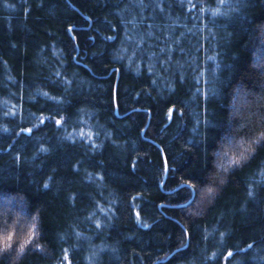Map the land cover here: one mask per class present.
Here are the masks:
<instances>
[{"label": "trees", "instance_id": "trees-1", "mask_svg": "<svg viewBox=\"0 0 264 264\" xmlns=\"http://www.w3.org/2000/svg\"><path fill=\"white\" fill-rule=\"evenodd\" d=\"M154 2L0 0V227L36 216L43 246L0 264H264V149L213 155L264 130V0Z\"/></svg>", "mask_w": 264, "mask_h": 264}, {"label": "snow or ice", "instance_id": "snow-or-ice-1", "mask_svg": "<svg viewBox=\"0 0 264 264\" xmlns=\"http://www.w3.org/2000/svg\"><path fill=\"white\" fill-rule=\"evenodd\" d=\"M188 3L191 5V7L188 9L189 12H191L193 9H196L198 7L197 4H193L191 0H188ZM216 3L218 5L225 4V0H216ZM130 5L133 8H139L141 10V13L144 8L146 7H153L157 8L160 7L158 3H155L154 0H149L148 3H145V0H130ZM183 0H181V7H183ZM127 9V6H126ZM161 11L163 9L161 8ZM200 12L209 11L211 13V16L213 18L217 17L218 15H221L220 8L219 7H212L209 5L207 8L200 6L199 7ZM227 13H224L226 15ZM141 19H143V16H141ZM123 22V21H122ZM127 23L132 24L133 27L136 26V18L135 16L132 17V19L128 20ZM71 31V28L68 29ZM127 35V34H126ZM151 35V33H149ZM107 39H113V37H107ZM127 39L131 40L132 37L130 35H127ZM144 37L141 36L139 43H143ZM123 51H127V49H123ZM161 51H166L165 49H161ZM135 54V53H134ZM152 55H155V53H152ZM120 59H123V56L118 57ZM171 56L166 57V61L170 60ZM209 60H215V56H209ZM217 67H219L217 65ZM149 71H151V68H149ZM59 75V73H57ZM155 83V81H153ZM197 91H200L199 89ZM42 95L48 97V93H41ZM211 94L215 95V90H211ZM207 96V93H205ZM49 99L55 100L58 104L62 103L63 101L57 100L56 97H49ZM15 115V113H5V115ZM173 114V108H168V115L169 118H171ZM35 115V114H32ZM182 115V113H181ZM49 119H54L55 126L56 127H63V125L66 123V118L61 117L59 119H56L53 116H50ZM45 121L43 117L41 116L39 118V124H43ZM82 122V121H81ZM33 127H38V125H34ZM243 127V126H242ZM4 132H7L9 129L7 127L0 129ZM21 132H26L28 134H31L33 131L32 127L27 128H21ZM19 134V133H17ZM83 130H80V138H84ZM88 138H91L92 133L89 132ZM98 135V133H97ZM65 139L72 140L73 143H75V138L71 133L68 134V136L65 137ZM92 147H96L95 144L92 145ZM257 149H264V130H260L258 134H256L254 137L249 136L244 131H239L236 135L232 133L231 130H229L226 134H224L219 139V147H217L213 153L216 167L221 172H228L229 174L234 175L236 171L241 170L244 167H247L249 165V162L251 160L257 159L258 152ZM41 151H47V149H41ZM17 159H19V156H17ZM260 164L264 165V158L260 159ZM165 168H167V161H165ZM55 171V169L53 170ZM261 175H264V168H261ZM49 181L53 180V177H48ZM189 187H192V185H189ZM43 188L49 189L50 184L48 182L43 183ZM259 190V189H258ZM209 194H211V189L209 190ZM247 195L249 198H254V193L252 191V186L250 185L247 189ZM11 204V201H6L4 204V207H7ZM137 219L139 221V213H137ZM21 221H15L10 222L9 220L4 221V226L0 227V259L2 260H8L11 258L12 255H15L16 257H23L27 254L28 251H31L33 248L36 251H43V246L37 242L38 237L41 236V227H40V220L36 216H30V219L27 223L26 229L22 230L21 228ZM96 227L99 228L101 225L99 223L96 224ZM143 227H149L148 224H143ZM78 238H80L81 234H76ZM221 237H223L225 234L221 233ZM184 237H189L190 234L187 230L183 231ZM62 239V238H61ZM204 239H207V237H204ZM189 245L187 243H182V247H188ZM252 244L248 245V248H252ZM239 251H244V249H239ZM63 257L59 261V264H71V261L69 260L68 251L67 249H62ZM92 257L97 256V252H92ZM215 256V253H213V257ZM233 253L231 251L227 252L228 257H232Z\"/></svg>", "mask_w": 264, "mask_h": 264}]
</instances>
